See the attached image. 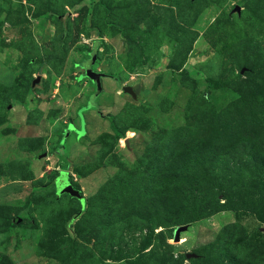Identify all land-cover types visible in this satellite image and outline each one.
<instances>
[{
	"label": "rangeland",
	"instance_id": "374dc122",
	"mask_svg": "<svg viewBox=\"0 0 264 264\" xmlns=\"http://www.w3.org/2000/svg\"><path fill=\"white\" fill-rule=\"evenodd\" d=\"M0 264H264V0H0Z\"/></svg>",
	"mask_w": 264,
	"mask_h": 264
},
{
	"label": "water",
	"instance_id": "95a60500",
	"mask_svg": "<svg viewBox=\"0 0 264 264\" xmlns=\"http://www.w3.org/2000/svg\"><path fill=\"white\" fill-rule=\"evenodd\" d=\"M93 57L92 59L94 60L95 58V53H93ZM93 62V61H92ZM91 62V63H92ZM87 76L89 77V79L95 83L96 86V90L94 93L91 94L90 98H89V102L88 105L86 106V108H91V107H96L97 106V102H96V97L101 93L102 91V81L101 78L104 76V73L101 72H97L95 70H93L91 67L89 69L86 70ZM124 91L126 92H132V89L130 86H124L123 87ZM67 193H69L70 195L74 196V197H78L80 198L82 195L80 193V191L76 188L73 187V185H69L66 188ZM184 229V227H177V229H175V240L179 239V233L180 230Z\"/></svg>",
	"mask_w": 264,
	"mask_h": 264
},
{
	"label": "trees",
	"instance_id": "16d2710c",
	"mask_svg": "<svg viewBox=\"0 0 264 264\" xmlns=\"http://www.w3.org/2000/svg\"><path fill=\"white\" fill-rule=\"evenodd\" d=\"M94 51H95V50H93L92 52H93V53H96V51H95V52H94ZM94 84H95V83H94ZM80 193H81V192H80ZM68 194H69V193H68ZM69 195H70V194H69ZM70 196H72V195H70ZM73 197H74V196H73ZM77 198H78V197H77Z\"/></svg>",
	"mask_w": 264,
	"mask_h": 264
}]
</instances>
